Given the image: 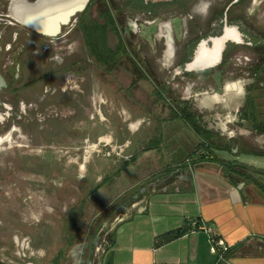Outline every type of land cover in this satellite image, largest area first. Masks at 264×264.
<instances>
[{
	"label": "rangeland",
	"instance_id": "obj_1",
	"mask_svg": "<svg viewBox=\"0 0 264 264\" xmlns=\"http://www.w3.org/2000/svg\"><path fill=\"white\" fill-rule=\"evenodd\" d=\"M105 3L125 40L126 54L106 65L85 56L83 71L65 74L62 89L37 102L39 94L22 92L32 103L23 101L25 118L10 116L0 123V264L96 260L100 252L89 251L92 234L97 243L107 239L102 224L109 221L108 210L119 212L164 168L191 159L199 137L174 117L183 104L200 115L201 126L213 131L219 142L230 141L236 148L215 150L218 156L246 162L250 155L264 158L240 152L264 149V133L239 114L251 88L264 119V73L255 81L249 67L261 60L259 49L264 48L226 40L227 57L221 55L215 69L200 75L201 68L186 70L183 62L191 60L206 33L199 14L206 0L198 5L197 22L185 20L178 8L156 16L120 7L124 0ZM101 4L96 0L90 7L91 18L100 22ZM254 21L264 28V20ZM165 24L174 39L169 62L163 59ZM106 41L114 49L118 35L108 30ZM64 49L68 54L67 46ZM1 100L18 110L19 102H10L11 96ZM253 161L251 166L264 169V159ZM251 174L264 181V174Z\"/></svg>",
	"mask_w": 264,
	"mask_h": 264
},
{
	"label": "crops",
	"instance_id": "obj_2",
	"mask_svg": "<svg viewBox=\"0 0 264 264\" xmlns=\"http://www.w3.org/2000/svg\"><path fill=\"white\" fill-rule=\"evenodd\" d=\"M244 9L264 19V0H249ZM163 35L164 55H173L169 24L163 26ZM104 123L108 131L107 117ZM248 159L239 162L251 166L253 160L264 158L250 155ZM129 204L108 214L109 221L102 224L107 243L98 258L87 264H264V190L215 162H198L159 177L143 186ZM193 222L210 227L227 248L217 246L212 252L209 234ZM96 238L93 232L89 251Z\"/></svg>",
	"mask_w": 264,
	"mask_h": 264
},
{
	"label": "flooded vegetation",
	"instance_id": "obj_3",
	"mask_svg": "<svg viewBox=\"0 0 264 264\" xmlns=\"http://www.w3.org/2000/svg\"><path fill=\"white\" fill-rule=\"evenodd\" d=\"M11 1L0 0V73L6 82V85L0 89V105L5 110L3 114L0 112V123L10 119V116L16 121L25 118L26 110L23 101L28 106L32 103L22 96V92L30 90V93L35 96V93L38 95V91L45 88V92L38 95L39 97L35 102L45 99L47 95H53L58 89H62L60 83L66 80L65 74L69 72L80 74L83 71V58L85 56L86 59L92 58V61L96 62L95 57L90 53L86 45L87 35L83 28L86 18L93 20L90 16V7L96 0H89L84 10L73 15L70 21L62 25L60 31L55 35L41 34L17 23L9 13ZM105 1L102 0L101 6L103 9L101 11L108 9V4ZM201 1L124 0L120 7H124L129 11L152 12L156 16H161L165 10L170 11L173 8H178L182 13H185V20L197 22L198 5ZM248 1L224 0L223 2H216L206 0L205 7L199 12L201 16L200 22H206L207 24L206 33L204 32L205 38L201 37L192 56H190L191 60L183 62L184 69H186V63L191 62L194 58L193 55L198 45L205 43V47L211 48L212 39L223 34L225 29L230 35H234L236 40L232 41L237 43V45L243 43L245 48L252 49L253 45L255 46L254 49L258 47L264 48V28L257 27L254 21L255 15L244 9ZM101 13L99 14L101 15ZM101 17L103 19L101 22L93 21L106 22V17L102 15ZM76 28L77 30L75 31L74 29ZM107 31L108 29L106 30V40ZM257 35H260V38L257 39ZM71 37L72 39H70ZM72 43L71 47L70 44ZM66 46L68 54H65L64 51ZM227 49L226 46L222 50V58L227 57ZM259 51L260 59L262 60L264 59V49H259ZM45 55H49L51 59L44 58ZM68 55L72 56L69 57ZM170 56L172 55L165 54L163 56L164 61L169 62L172 59ZM249 67L252 69L254 65ZM213 69H215L213 66H204L197 73L202 75ZM204 71L206 73H202ZM8 95L11 96L12 100L10 102L13 104L19 102L17 111L13 110L10 104L1 100V96L6 98Z\"/></svg>",
	"mask_w": 264,
	"mask_h": 264
},
{
	"label": "trees",
	"instance_id": "obj_4",
	"mask_svg": "<svg viewBox=\"0 0 264 264\" xmlns=\"http://www.w3.org/2000/svg\"><path fill=\"white\" fill-rule=\"evenodd\" d=\"M101 15L106 17V22L100 23L86 18L85 22L83 23V28L87 35L86 45L90 53L95 57V60L98 63L106 65L110 62L113 63L117 61L118 58H122L127 52V47L109 7L108 9L102 11ZM107 29L113 31L118 35V44L114 49L110 48L106 43ZM250 71L251 74L255 76V81L261 80V75L262 73H264V59H262L260 63H256ZM202 73H206V71ZM250 90L251 88H249V90L247 91L244 103L240 107V119L249 121L251 123L252 129H254L256 132L264 133V119L260 118L262 112H260L257 102L253 94H251ZM158 95L161 96L160 93H158ZM174 113L175 118L183 120L191 127L194 133L199 137V142L196 146V149L191 152V159L189 161L185 160L177 165L164 168L163 171L157 175L158 177L171 174L174 170L185 167L187 165L193 166L198 162H215L222 166L224 169L238 174L248 181L256 183L260 187V189L264 190V183L260 182L256 177L253 176V174H251L255 172L248 170L243 166L242 163L237 160L226 159L216 154L215 150L232 152L233 147L231 145V142H219L213 131L205 128L204 126H201V124L199 123L200 115L195 110H193L186 104H183L179 106L178 110ZM243 151L253 155L264 156V149H244ZM111 212L112 210L109 209L108 214H110ZM178 234L179 232L177 231L171 236Z\"/></svg>",
	"mask_w": 264,
	"mask_h": 264
},
{
	"label": "water",
	"instance_id": "obj_5",
	"mask_svg": "<svg viewBox=\"0 0 264 264\" xmlns=\"http://www.w3.org/2000/svg\"><path fill=\"white\" fill-rule=\"evenodd\" d=\"M34 1H27L28 4L35 3ZM89 0H49V6H52V11L47 18L35 17L34 16V8L30 10H23L22 18L24 20H17L13 16L17 23L24 25L25 27L34 30L38 33L45 35H55L60 31L62 25L67 24L71 17L75 15L77 12L84 10ZM66 19L64 22L63 20ZM63 21V22H60ZM215 65V64H214ZM213 66V65H211ZM209 67V66H206ZM187 69V67H185ZM6 85V82L0 73V89ZM233 152L236 148L232 149ZM245 168L252 172L264 174V169H258L253 166L243 165Z\"/></svg>",
	"mask_w": 264,
	"mask_h": 264
},
{
	"label": "bare ground",
	"instance_id": "obj_6",
	"mask_svg": "<svg viewBox=\"0 0 264 264\" xmlns=\"http://www.w3.org/2000/svg\"><path fill=\"white\" fill-rule=\"evenodd\" d=\"M48 1L49 0H37L35 3L28 4L26 0H12L9 7V13L17 20H24V18H22L23 10H30L34 8L33 13L35 17L47 18L52 11V6H49L50 4H48ZM63 21L65 22L66 19ZM228 39L236 40L234 35H230L225 29L223 34L212 39L213 42L211 48L205 47V43L198 45L194 53V58L191 62L186 64L187 69H191L193 67L202 68L219 61L224 43ZM2 139L3 138L0 137V140Z\"/></svg>",
	"mask_w": 264,
	"mask_h": 264
},
{
	"label": "built area",
	"instance_id": "obj_7",
	"mask_svg": "<svg viewBox=\"0 0 264 264\" xmlns=\"http://www.w3.org/2000/svg\"><path fill=\"white\" fill-rule=\"evenodd\" d=\"M197 223V224H196ZM194 226H197L200 229H203L205 232H207L209 234V241H210V250L212 252H216L217 246H221L223 250H225L227 247L224 245V242L222 239L215 237L212 233H211V228L204 225L203 223H199L198 222H193ZM102 242V243H101ZM101 242L97 243L94 247V251H99L102 252L104 249V246L107 243V239L105 237H102Z\"/></svg>",
	"mask_w": 264,
	"mask_h": 264
}]
</instances>
